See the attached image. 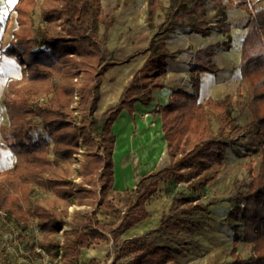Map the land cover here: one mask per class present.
<instances>
[{
    "label": "trees",
    "instance_id": "trees-1",
    "mask_svg": "<svg viewBox=\"0 0 264 264\" xmlns=\"http://www.w3.org/2000/svg\"><path fill=\"white\" fill-rule=\"evenodd\" d=\"M146 1L152 38L143 51L118 61L103 49L102 29H110L115 18L105 13L102 0H18V27L4 54L18 60L22 77L9 83L4 98L9 125L1 129V142L16 161L12 169L0 172V210L23 224L36 219L42 237L39 246L53 262L61 257L60 264H80L84 249L109 241L105 232L117 226L123 233L147 219L146 204L163 181L186 183L196 195L175 197L161 229L174 234L187 228L189 218L207 206L200 198L226 168V138L232 132H245L248 152H260L262 159L256 176L247 167L246 192L231 208L234 260L229 264H264V0L258 5L248 0H171L160 24L156 20L162 0ZM226 1H235L247 14L241 26L248 32L240 65L248 92L245 107L251 114L245 128L232 117L233 95L200 101L201 74L220 72L214 59L220 50L231 49V30L238 26L229 21ZM216 29L225 40L196 51L188 63L191 90L174 89L161 107L169 167L143 176L117 223L101 224L97 218L101 211L121 214L111 197L115 121L124 111L133 113L138 103L150 106L154 93L167 87L170 62L182 53L171 52L169 40L179 33L207 38ZM147 53L119 102L96 118L103 75ZM74 163L77 169H72ZM38 190L51 197H34ZM70 207L94 211L70 212ZM241 242L251 247L246 259L237 254ZM122 250L124 258L130 257L128 264L176 261L170 247L151 240L128 242Z\"/></svg>",
    "mask_w": 264,
    "mask_h": 264
},
{
    "label": "rangeland",
    "instance_id": "rangeland-1",
    "mask_svg": "<svg viewBox=\"0 0 264 264\" xmlns=\"http://www.w3.org/2000/svg\"><path fill=\"white\" fill-rule=\"evenodd\" d=\"M248 1L251 5H258L260 0ZM170 4L171 0H162V9L159 12L160 16L156 20V24H160L165 20ZM102 5L105 13L113 15L115 18L114 25L110 29H102L106 41L103 49H107L113 58L116 59L125 57L132 52L142 51L147 47L152 38V32L148 22V3L146 0H102ZM226 5L228 7L229 21L233 25H245L247 14L238 9L236 2L226 1ZM209 17L213 20L214 12H210ZM215 22L213 20L212 24L214 26H216ZM180 34L183 33L177 34L174 38ZM218 34L219 31L216 29L213 35ZM1 49L2 45L0 44ZM232 68L236 70L237 67L234 65ZM168 74H170L171 78H178V80L170 84L172 90L176 88L191 90L188 66L171 61ZM15 77L20 78L22 75L19 73ZM238 92L239 95H236ZM232 95L235 98L232 117L239 127L245 128L251 122V114L245 107L248 92L242 80L238 84L237 91ZM200 101H204L203 97L200 98ZM97 115H95L96 118L98 117ZM0 118H2V115ZM244 135L245 132H232L226 138V142L228 143L226 168L210 183L203 198H200V202L207 206L205 210L201 207L203 210H199L189 218L187 228L170 234L161 229V223L163 216L170 213L174 197L180 195L193 197V195H196L192 190V186L185 183L166 187V182H162L158 193L152 199V220L146 221L123 233L119 232L117 226L108 230L105 234L109 237V241L84 249L80 264H90L91 262H95L96 264H128L130 258L123 257L122 248L128 242L144 239L151 240L158 246L170 247L176 256L174 264L231 263L234 260V256L231 253L234 232L229 223L231 208L235 200L237 201L246 192V185L250 180L247 167L250 166L253 176H256L262 159L260 152L253 154L248 152L250 145ZM134 163L136 171L140 166L136 161ZM77 167L78 163L72 165V169H77ZM168 167L169 160L165 152L159 163V168L163 170ZM136 189L137 187L134 185L126 190H115L111 194V197L121 214L103 210L97 215L100 222L102 224L115 225L119 219L118 217L126 211L131 202V193ZM34 197L47 200L51 196L48 192L38 190L34 194ZM72 209L75 210L76 208L73 207ZM78 210L90 213L94 211L86 207H80ZM70 222L69 219L68 223ZM3 225L0 222V233L4 231ZM191 229H193V232ZM116 235L118 236L117 239L115 238ZM237 249L238 257L241 259H246L251 255V247L246 243H239ZM17 260L18 262L20 261V264H26L25 262H21L22 259L20 257H17Z\"/></svg>",
    "mask_w": 264,
    "mask_h": 264
},
{
    "label": "crops",
    "instance_id": "crops-1",
    "mask_svg": "<svg viewBox=\"0 0 264 264\" xmlns=\"http://www.w3.org/2000/svg\"><path fill=\"white\" fill-rule=\"evenodd\" d=\"M17 2L18 0H0V44L2 45V49L0 50V117L2 115V118H0V172L12 169L16 161L13 152L6 148L1 142V129L3 126L9 125V117L4 106V98L8 91L9 83L21 78L15 77L21 73V65L18 60L4 54V51L11 44L14 31L18 27L17 12L15 11ZM247 32V28L241 26L233 27L231 30V49L229 51L220 50L214 59L220 72L217 74L203 73L200 76V98L203 97L204 100L208 98L222 99L237 91L238 84H240L242 80L240 70L241 53ZM224 40L225 37L220 33L207 38L198 34H180L176 38L169 40L167 45L171 52L182 51L174 62L188 66V63L196 51L210 45L219 44ZM139 52H132L125 57L116 58L115 60L124 61ZM148 57V53L139 54L127 63L114 66L103 75L100 88L101 97L95 113V115H97V112L100 113H98L97 118H100L106 111L112 109L119 102L124 89L131 83L134 75L144 66ZM234 65L237 67L236 70L232 68ZM176 80H178V78H171L170 74H168L166 82L167 87L161 92L154 93L150 106L138 103L133 113L124 111L115 121L113 125V132L116 135L113 155L114 191L117 189L126 190L134 185L137 187L138 182L143 176L160 170L159 163L167 149V143L162 130L160 111L161 107L168 103L173 93L174 89L172 90L170 88V84ZM146 145L149 146V151L144 148ZM135 161L140 166L136 171L134 168ZM163 182H166V187L170 185H180L170 183L169 181ZM152 199L146 204L149 217L132 228L152 220ZM173 205L174 202L171 209ZM72 208L73 207L69 208L70 212L74 211ZM74 208L78 210L80 207ZM22 236L20 243L27 255H23L22 257V255H20L21 253L14 249L4 254L0 249V264H20L17 257H20L22 259L21 262H25L26 264H38V256L34 248L36 245H40L42 237L36 240L29 234Z\"/></svg>",
    "mask_w": 264,
    "mask_h": 264
},
{
    "label": "built area",
    "instance_id": "built-area-1",
    "mask_svg": "<svg viewBox=\"0 0 264 264\" xmlns=\"http://www.w3.org/2000/svg\"><path fill=\"white\" fill-rule=\"evenodd\" d=\"M0 222L4 223V231L0 233V249L4 254H7V251L12 249L17 250L23 255H27L24 251L20 240L22 235L29 234L32 235L36 240L41 237L39 227L37 225V220L32 218L29 223L23 224L17 221L13 215L7 210H0ZM11 227L10 229H8ZM36 255L38 256V264H60L59 257L55 262L52 261L50 254L47 250L41 248L39 245H36L34 248ZM7 252V253H6Z\"/></svg>",
    "mask_w": 264,
    "mask_h": 264
},
{
    "label": "bare ground",
    "instance_id": "bare-ground-1",
    "mask_svg": "<svg viewBox=\"0 0 264 264\" xmlns=\"http://www.w3.org/2000/svg\"><path fill=\"white\" fill-rule=\"evenodd\" d=\"M221 93V92H220ZM152 127V126H151ZM149 146L148 145H146V146H144V148L145 149H147L148 151L150 150V148H148ZM152 150V149H151Z\"/></svg>",
    "mask_w": 264,
    "mask_h": 264
}]
</instances>
